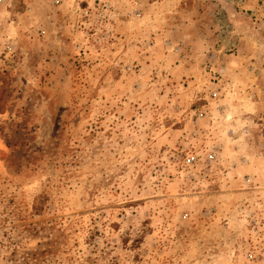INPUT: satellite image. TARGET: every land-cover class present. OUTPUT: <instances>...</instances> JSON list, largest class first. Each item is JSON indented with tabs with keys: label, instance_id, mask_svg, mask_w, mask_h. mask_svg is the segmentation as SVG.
<instances>
[{
	"label": "rangeland",
	"instance_id": "374dc122",
	"mask_svg": "<svg viewBox=\"0 0 264 264\" xmlns=\"http://www.w3.org/2000/svg\"><path fill=\"white\" fill-rule=\"evenodd\" d=\"M0 264H264V0H0Z\"/></svg>",
	"mask_w": 264,
	"mask_h": 264
},
{
	"label": "built area",
	"instance_id": "2783aa9c",
	"mask_svg": "<svg viewBox=\"0 0 264 264\" xmlns=\"http://www.w3.org/2000/svg\"><path fill=\"white\" fill-rule=\"evenodd\" d=\"M211 157V156H210ZM193 157H191V159H192Z\"/></svg>",
	"mask_w": 264,
	"mask_h": 264
}]
</instances>
